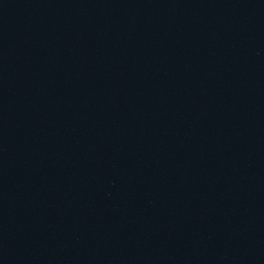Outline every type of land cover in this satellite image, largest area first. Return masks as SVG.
<instances>
[{
  "label": "water",
  "instance_id": "95a60500",
  "mask_svg": "<svg viewBox=\"0 0 264 264\" xmlns=\"http://www.w3.org/2000/svg\"><path fill=\"white\" fill-rule=\"evenodd\" d=\"M0 264H264V0H0Z\"/></svg>",
  "mask_w": 264,
  "mask_h": 264
}]
</instances>
